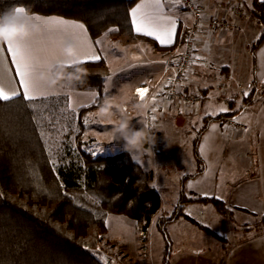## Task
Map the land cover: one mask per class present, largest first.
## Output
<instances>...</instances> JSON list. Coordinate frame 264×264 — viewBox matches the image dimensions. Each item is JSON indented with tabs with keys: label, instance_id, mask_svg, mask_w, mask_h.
Here are the masks:
<instances>
[{
	"label": "trees",
	"instance_id": "obj_1",
	"mask_svg": "<svg viewBox=\"0 0 264 264\" xmlns=\"http://www.w3.org/2000/svg\"><path fill=\"white\" fill-rule=\"evenodd\" d=\"M135 2L0 0V12L23 6L30 13L78 20L86 26L94 40L107 32L120 44H134L142 40L154 49L171 52L185 29L178 26L176 40L170 46H161L149 37L137 34L131 26L129 14ZM246 5L259 22L257 29L251 28L247 33L250 38L246 45L250 55L251 79L239 89L240 104L236 108L203 117L201 127L191 139L196 168L178 180V198L175 207L168 213L162 212L161 197L153 186L135 182L131 172L138 164L128 151L94 154L83 145L82 117L103 102V80L109 72L106 60L101 58L98 61L52 65L51 74L57 79V85L98 93L92 103L70 111L76 112L77 119L63 123L62 146L54 148L53 152L50 148L52 140L43 136L40 129L44 122L50 125L51 132L58 126L45 116L41 121V115L51 111L52 104L48 100L55 95L40 96L31 102L23 100L22 95L11 101H0V264H102L94 250L97 243L105 238L106 225L103 218L96 214L97 211L78 204L76 198L80 192L98 196L103 212L123 214L144 232H147L156 215L155 226L163 240L161 264H168L170 256L172 241L167 225L181 217L192 218L185 209L188 204H209L223 220L235 221L236 208L214 196L206 197L188 191L185 182L188 177H194L203 170L197 142L207 124L212 121L221 123L227 117H234L264 94V82H258L254 77L256 50L264 39V2L250 0ZM199 91L203 99L205 89ZM74 123L79 124L80 130L75 133V146L72 147L68 136ZM251 216V224L245 223L246 230L251 233L247 238L264 233V213ZM202 228L219 240L215 242L217 250L212 251L222 263L220 250L227 241L210 227Z\"/></svg>",
	"mask_w": 264,
	"mask_h": 264
},
{
	"label": "crops",
	"instance_id": "obj_2",
	"mask_svg": "<svg viewBox=\"0 0 264 264\" xmlns=\"http://www.w3.org/2000/svg\"><path fill=\"white\" fill-rule=\"evenodd\" d=\"M229 1L206 0L210 11L219 9ZM243 1L246 4L250 2V0ZM261 1L264 2V0ZM142 2L145 5L142 13L146 16L152 15L155 11L154 0H136L130 7L129 14L133 7ZM162 4L164 13L176 20V32L178 26L186 29L190 23V14L180 8L173 0H162ZM31 14L40 17L41 20L35 21L40 25V30L33 35L30 43L42 60L49 61L44 73L50 79L53 78L51 67L54 64H73L76 61H92L87 60L86 56L93 54L106 60L99 46L96 44V39L94 40L90 37L86 26L82 22L57 15ZM50 18L52 20L59 19L66 22L83 24L86 31L72 27L71 23H47L46 21ZM258 27V23L251 21L243 23L237 33L208 29L198 36L196 48L199 56L192 69L184 77L181 88L185 92L205 89L203 99L193 109H189L177 101L166 102L161 105L157 114L156 126L161 135L164 134L162 136V149L160 151L163 157H166L168 153L179 152L180 147L185 146L189 142L191 143L190 130L188 129L190 120L197 115L198 120L199 116L202 120L206 115H215L213 114V109L217 104L216 100L225 101L222 108H226L227 111L236 108L240 104V97L238 96L240 92L236 85L240 82L247 83L252 76L250 55L246 45L250 41V38L247 36V33L251 28L257 29ZM104 36L105 33L99 36L98 39L100 40ZM149 38L154 40L152 37ZM156 43L159 44L158 41ZM69 45L74 46L79 53L75 61L70 63L65 62L66 57L63 56L64 49ZM0 49H3L0 52V76L3 79V86L6 91L16 89L22 93L19 78L16 76L15 66L12 63L10 53L7 52L6 44L0 42ZM158 51L162 54L164 52L163 50ZM170 54L168 52L162 60V67L157 74L133 80L129 84L124 98L111 100L121 117L127 118L137 130L143 128V116L140 108L137 107L135 109L131 105L133 98L131 91L135 86L144 85L147 78L151 77L155 79L159 77ZM163 55H161V58ZM54 56L58 57L55 62H53ZM105 56L107 58V55ZM254 77L258 82H264V39L256 50ZM226 81L229 82L228 89L219 91L218 85ZM162 85L163 79L159 83L158 88L161 89ZM40 91L43 95H38V97L67 95L66 104L72 111L76 110L79 106L92 103L98 94L95 90L69 89L57 84L50 87L47 81L43 80L40 81ZM122 104H126L134 113L131 115L125 114L121 109ZM234 117L246 123L247 130L240 131L226 128L218 121L208 123L197 142V151L203 161V170L194 177H188L185 187L188 191L195 194L206 197L214 196L224 200L228 206L237 209L235 210V215L236 213L250 216L253 214H263L264 94L252 104L246 105ZM138 122L140 125H137ZM213 124L216 126L214 129L212 128ZM120 151L126 150L123 148ZM136 163L138 164V162ZM195 168L196 163L194 158V170ZM191 205L195 204L192 203ZM206 206L212 207L209 204H206ZM214 249L215 251L217 250L215 244L214 248H204L200 252L186 250L177 252L175 255L169 256L168 264H264V233L231 244L227 248L224 245L221 248L222 263L215 258V253L212 251Z\"/></svg>",
	"mask_w": 264,
	"mask_h": 264
},
{
	"label": "rangeland",
	"instance_id": "obj_3",
	"mask_svg": "<svg viewBox=\"0 0 264 264\" xmlns=\"http://www.w3.org/2000/svg\"><path fill=\"white\" fill-rule=\"evenodd\" d=\"M97 39L96 41L99 40ZM99 41L100 43L96 44L99 46L102 55L109 64V72L103 80L105 88L101 106L104 105V100H119L124 98L127 93V88L133 80L157 74L162 67V60L165 58L166 54H168V51L163 50V55L160 51L154 49L150 43L142 40H138L134 44H120L118 41L111 39L107 32L104 38ZM170 53L167 62H172L174 60L175 54L173 50ZM105 55H107V58ZM161 55H163L162 58ZM64 98L65 101L63 100ZM66 98L67 95H55L49 98L48 101L52 104L50 106L51 111L46 115H41V121H43V117L45 116L53 120L55 126L58 125L55 128L56 130L58 129L57 131L55 130L56 132H51L50 125L46 122L42 124L40 129L43 136L45 135L52 140L50 141L51 152L54 151V148L56 150L57 147L62 146L60 139L63 137L61 136L64 128V126H62L63 123H66V121L69 122V120L70 122L76 121L77 119L76 112H70L72 110L67 107ZM216 101L217 104L213 109V114L221 112V108L225 103L223 100ZM131 105L135 107V109H137V107L140 108L136 105L133 98ZM101 106L86 112L82 117L84 128L81 137L83 136V140L85 141L83 145L94 154H107L120 151L124 148V141L114 140L110 135L113 124L98 122L99 118L96 114ZM111 112L113 113L114 120L122 118L115 104L112 105ZM85 119L88 121L87 124L84 123ZM139 121L142 123L141 120ZM190 121L188 129L190 130L189 132L192 139L196 134V130L201 127L202 120L200 116L198 120L197 115ZM140 123L138 122L137 125H140ZM142 125L144 127L143 123ZM79 130L80 126L76 123H74L72 129L69 130L68 140L72 144V147L75 146V133H78ZM162 136H164V134H162ZM160 151L153 153L149 150L148 146L144 144V149L141 154H131L132 159L138 162V165L131 173L138 185L148 184L158 191L162 201V212L168 213L175 207L178 198V180L182 175L194 170V156L190 142L180 147L179 152L173 154L168 153L166 157H163ZM76 200L79 205L94 209L97 211L96 214L103 218L106 225V233L105 238H102V240L104 239V244L109 250L116 251L120 249L133 254L134 257L138 256L140 246L138 236L139 230L132 219L123 214L103 212L100 208V199L94 194L80 192ZM185 209L192 218L181 217L167 225V231L172 241L170 255H175L177 252L185 250L200 252L203 251L204 248H214V244L217 240L202 228L204 226H208L214 231H217L218 234L224 236V240L227 241L226 246L241 242L251 234L245 227V223L251 224L253 221V217L250 215L236 213L235 221L227 222L218 216L212 207H207L204 203L195 205L189 204ZM155 216L156 215L153 216V220L148 226L147 232H145L148 242V253L144 258L147 264H161L162 259L163 240L160 231L155 226ZM117 229L121 231L117 232ZM101 251L103 252V248L101 243L98 242L94 250L97 258H100ZM220 251L222 252V249Z\"/></svg>",
	"mask_w": 264,
	"mask_h": 264
},
{
	"label": "built area",
	"instance_id": "obj_4",
	"mask_svg": "<svg viewBox=\"0 0 264 264\" xmlns=\"http://www.w3.org/2000/svg\"><path fill=\"white\" fill-rule=\"evenodd\" d=\"M180 8L186 10L190 16V23L186 27L180 41L174 48L175 54L172 62H167L163 66L161 75L158 78H147L144 85L133 87V98L137 106L142 109L144 128L150 133L146 142L149 150L157 153L162 149V135L156 127L157 114L161 105L166 102L177 101L189 109L197 107L202 95L200 91L184 92L181 88L182 81L186 74L192 69L199 53L196 48L198 36L208 29H215L222 32H238L243 23L255 21L249 8L243 0H230L226 5L219 9L209 10L206 0H173ZM163 79L161 89L158 88L159 83ZM229 82H222L218 85V90L228 89ZM237 88L242 89L245 83H237ZM147 89L141 96L140 91ZM121 108L124 113L131 114L132 110L126 104H122ZM155 117V119H152ZM221 125L226 128L246 131L247 125L236 117H227L222 120ZM143 230H139V254L134 257L133 254L116 250L111 251L104 244L105 241L100 240L103 252H100V262L102 264H147L145 256L148 253L147 238ZM105 252V253H104Z\"/></svg>",
	"mask_w": 264,
	"mask_h": 264
},
{
	"label": "snow or ice",
	"instance_id": "obj_5",
	"mask_svg": "<svg viewBox=\"0 0 264 264\" xmlns=\"http://www.w3.org/2000/svg\"><path fill=\"white\" fill-rule=\"evenodd\" d=\"M155 11L152 15L146 16L142 13L144 8V3L137 4L131 9V26L137 34H142L144 36L152 37L154 40L158 41L161 46H170L176 40V20L172 17L166 15L163 11L162 0H154ZM26 8L23 6L15 7L17 17L19 19L24 18ZM35 21H40L41 18L38 16H33ZM47 23H57L66 24L71 23L72 27L82 29L86 31L83 24H77L76 22H66L59 19L52 20L51 18L46 21ZM110 31H116V29H110ZM6 44L7 52L10 53L12 57V63L15 66L16 76L19 78V85L22 89L18 91L16 89L5 90L3 86V79L0 76V101L7 102L11 101L16 97L22 95V99L25 101H35L38 95H43L40 91V79L41 73H44L49 61L42 60L36 53L35 49L31 46L30 40L19 41L16 43L3 42ZM97 44L100 41H96ZM3 49H0L2 52ZM58 57H53V62L57 60ZM87 60L98 61L101 59L98 55H88ZM82 61H76V63H81ZM143 97V93L147 89L138 90ZM245 96L248 95L247 92L244 93ZM222 112L227 111L226 108L221 109ZM155 119V117H152ZM85 124L88 123L87 119L84 121ZM216 126L213 124L212 128Z\"/></svg>",
	"mask_w": 264,
	"mask_h": 264
},
{
	"label": "clouds",
	"instance_id": "obj_6",
	"mask_svg": "<svg viewBox=\"0 0 264 264\" xmlns=\"http://www.w3.org/2000/svg\"><path fill=\"white\" fill-rule=\"evenodd\" d=\"M40 30L38 25L33 19V15L26 9L24 18L21 20L17 17L15 7L9 8L0 12V42H12L30 40L35 33ZM79 53L76 48L69 45L63 51V56L66 57L65 62H73L78 57ZM40 80L47 81L48 85L54 86L57 79L49 78L46 73H41ZM113 101H105L104 105L96 114L100 123H111L113 128L110 130V135L114 140H123L124 149L132 155H139L144 149V144L147 142L150 135L149 131L145 128L137 130L132 126L127 118L113 119L111 107ZM121 231L117 229V232Z\"/></svg>",
	"mask_w": 264,
	"mask_h": 264
}]
</instances>
